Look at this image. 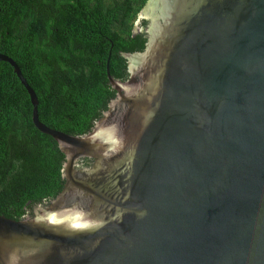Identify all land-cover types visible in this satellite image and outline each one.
I'll use <instances>...</instances> for the list:
<instances>
[{"label":"water","instance_id":"water-1","mask_svg":"<svg viewBox=\"0 0 264 264\" xmlns=\"http://www.w3.org/2000/svg\"><path fill=\"white\" fill-rule=\"evenodd\" d=\"M146 4L84 135L0 55L65 156L44 220L0 216V264H264V0Z\"/></svg>","mask_w":264,"mask_h":264},{"label":"trees","instance_id":"trees-1","mask_svg":"<svg viewBox=\"0 0 264 264\" xmlns=\"http://www.w3.org/2000/svg\"><path fill=\"white\" fill-rule=\"evenodd\" d=\"M147 0H0V55L18 66L38 120L71 136L88 133L122 81L133 22ZM65 156L38 131L13 68L0 62V216L19 220L64 185Z\"/></svg>","mask_w":264,"mask_h":264},{"label":"rangeland","instance_id":"rangeland-1","mask_svg":"<svg viewBox=\"0 0 264 264\" xmlns=\"http://www.w3.org/2000/svg\"><path fill=\"white\" fill-rule=\"evenodd\" d=\"M148 1V0H147ZM147 1H146V3H147ZM145 3V5H144V7L142 8V12L140 13L139 12V14L136 16V19L134 20V22H133V26H134V28H135V26H136V24H137V22H138V20L140 19V14H142L143 13V11H144V9H145V7H146V4ZM134 28H133V30H134ZM100 129V128H99ZM99 131V130H98ZM50 202H51V200L50 201H46V202H43V203H39V204H36L35 206H33L30 210H28L27 211V217H35V218H39V217H41L42 216V214H44L45 213V211H47V208L50 206Z\"/></svg>","mask_w":264,"mask_h":264},{"label":"bare ground","instance_id":"bare-ground-1","mask_svg":"<svg viewBox=\"0 0 264 264\" xmlns=\"http://www.w3.org/2000/svg\"><path fill=\"white\" fill-rule=\"evenodd\" d=\"M45 217H46V215L44 216V215L42 214V216H41V217H39L38 219H39V220H44V219H45Z\"/></svg>","mask_w":264,"mask_h":264}]
</instances>
